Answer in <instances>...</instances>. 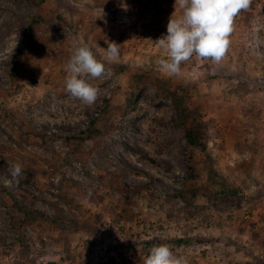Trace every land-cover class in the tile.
<instances>
[{"label":"rangeland","instance_id":"1","mask_svg":"<svg viewBox=\"0 0 264 264\" xmlns=\"http://www.w3.org/2000/svg\"><path fill=\"white\" fill-rule=\"evenodd\" d=\"M174 5L0 0V264H143L159 244L188 264H264V0L219 63L194 55L169 76L155 42ZM83 45L111 73L90 79L92 106L66 90Z\"/></svg>","mask_w":264,"mask_h":264},{"label":"clouds","instance_id":"2","mask_svg":"<svg viewBox=\"0 0 264 264\" xmlns=\"http://www.w3.org/2000/svg\"><path fill=\"white\" fill-rule=\"evenodd\" d=\"M250 3L251 0H175L174 7L179 6L180 14H172L167 34L155 42L164 52V58L158 61L159 70L169 76H179L181 64L194 55L219 63L229 49L234 18ZM104 50L107 60L118 59L119 45L115 42L108 43ZM66 72V90L88 106L95 104L100 95L90 79L111 74L87 45L75 47ZM22 172L20 164L12 165V180H5V186L12 181L18 183ZM143 264H188V261L176 255L168 244H159L150 249Z\"/></svg>","mask_w":264,"mask_h":264},{"label":"trees","instance_id":"3","mask_svg":"<svg viewBox=\"0 0 264 264\" xmlns=\"http://www.w3.org/2000/svg\"><path fill=\"white\" fill-rule=\"evenodd\" d=\"M30 1V0H28ZM174 100L175 106L177 107V110L181 117H184V119L187 118V115L193 116L192 111L188 108L183 106V103L179 100V96L176 93L170 94ZM194 123L193 125H190L188 127L185 126V136L187 139V142L193 146V147H203L205 144L202 142V138H204V130H205V124L201 120H197L196 118H193ZM183 122V121H181ZM152 161V159H149Z\"/></svg>","mask_w":264,"mask_h":264}]
</instances>
